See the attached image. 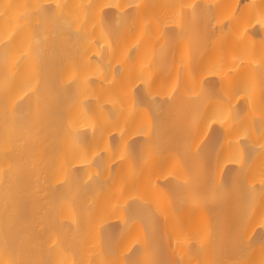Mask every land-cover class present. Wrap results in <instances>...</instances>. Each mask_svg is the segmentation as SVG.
Wrapping results in <instances>:
<instances>
[{
    "label": "bare ground",
    "instance_id": "6f19581e",
    "mask_svg": "<svg viewBox=\"0 0 264 264\" xmlns=\"http://www.w3.org/2000/svg\"><path fill=\"white\" fill-rule=\"evenodd\" d=\"M0 264H264V0H0Z\"/></svg>",
    "mask_w": 264,
    "mask_h": 264
}]
</instances>
